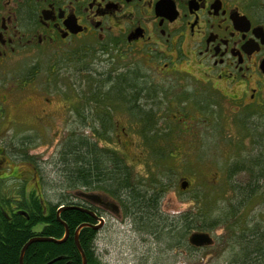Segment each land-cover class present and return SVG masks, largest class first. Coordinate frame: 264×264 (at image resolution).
<instances>
[{"label": "flooded vegetation", "instance_id": "flooded-vegetation-1", "mask_svg": "<svg viewBox=\"0 0 264 264\" xmlns=\"http://www.w3.org/2000/svg\"><path fill=\"white\" fill-rule=\"evenodd\" d=\"M81 38L100 43L110 65H113L116 57L128 62L125 69L114 67L116 75L103 77L111 82L125 83L127 78L140 81L139 87L131 89L139 93L146 91L152 96L153 106L144 108L153 110L154 115L162 114V110L166 109L163 108L164 102L165 105L167 103L166 111L198 116L204 105L206 113L218 115L217 109H222L221 102L226 99V107L235 105V109L231 110L237 117L235 127L242 128L249 137V129L245 127L249 114L264 113V0H0V79L8 71L15 56L27 52L34 55L39 52L49 56L52 54L55 56L52 68L59 64L61 55H64L62 60L68 61H73L76 54L86 59L81 51H93L94 45H83L77 50L75 46H69L75 39ZM66 46V50L62 48ZM44 48L50 51L46 53ZM58 53L63 54L57 56ZM138 58L146 65L143 66ZM34 62L30 66L32 72H28L26 78L15 80L18 82L14 83V87L18 85L12 91H20L25 87L35 91L38 89L40 68L37 61ZM143 68L151 69L152 73L142 75ZM204 89L212 92V100L203 101ZM109 90L101 95L104 100L103 104L99 103V108L90 96L85 101L95 103L97 111L103 112L101 114L112 115L115 129L116 125L121 126L124 134L131 130L121 125L119 115L122 112L130 113L133 130L140 128L142 123L139 124L136 108L139 102H133L128 97H133V94L129 92L125 98ZM155 100L162 103L154 104ZM180 100H184L182 104ZM3 101L0 98L1 120L5 115ZM205 118L211 122L218 120L217 116ZM22 123L11 127L20 132L32 125ZM214 124L216 131L226 129L220 127L219 123ZM34 127L39 135L38 126ZM27 138L24 136L13 141L17 152H12L10 141L5 140L8 146L5 141H0L2 194L9 193L10 188L20 193L24 191L27 195L31 192L38 194L37 191L42 188L41 167L36 159L38 155L32 151L36 145L28 142ZM216 138L226 147L224 158L229 163L231 149L234 150L236 146L237 151H240L241 144L228 139L225 132ZM15 162H25L29 166L26 176L17 174L11 164ZM218 165L216 161L215 168ZM245 165L234 161L231 168H227L228 176L243 171L248 178L246 181H237L232 196L226 194L223 197L226 202L217 201L211 209L217 221L216 226L230 228L231 233L249 241L263 233L260 229L246 228V207L257 192L264 189L261 182L264 173L253 177ZM217 170L218 167L215 172ZM29 181H33L32 186H28ZM189 187L190 183L182 189ZM83 192L85 195H82ZM91 193H98L101 200L90 198L88 195ZM77 195L81 197L78 204L95 212L96 215L89 214L93 221L88 222L98 225L97 229L91 227L97 233L105 226L106 212L119 213L122 210L114 196L91 186L79 190ZM229 199H233L231 203ZM110 202L118 205V212L114 211ZM13 206L18 207L15 203ZM202 221L200 216L198 223L202 224ZM214 228L201 227L194 231L214 235ZM213 235L210 244L199 247L214 244Z\"/></svg>", "mask_w": 264, "mask_h": 264}, {"label": "rangeland", "instance_id": "rangeland-1", "mask_svg": "<svg viewBox=\"0 0 264 264\" xmlns=\"http://www.w3.org/2000/svg\"><path fill=\"white\" fill-rule=\"evenodd\" d=\"M83 38L75 39L69 46H75V50H77V47L83 45L84 47L94 45L93 51H81L86 59L76 54L73 61L62 60L64 55L61 54L63 53H58L57 56L61 55L58 58L59 64L52 68V61H55V56L52 54L49 56L39 52L34 55L27 52L16 55L11 61L8 71L3 73L0 79V98L4 100L2 108L5 113L2 120L0 119V141H10L9 146H11L12 152H17V148L13 147V141L24 136H28V142L36 145L35 150L32 151H36L38 155L36 159H38V166L40 165L42 173V188L37 191L38 194H43L45 200L53 203L67 200L69 195L72 197L71 201L74 202H78L81 198L77 193L83 188H71L66 182L62 156L68 137H73L75 132H82L93 141L97 140L101 149L112 147L118 150L131 170V181L134 187L141 192L151 194L150 191H154L155 188L153 189V185L150 184L151 179L159 178L166 181L167 191L161 199L160 208V214L164 218L158 222L156 230L150 231L149 226L145 228L146 226L137 220L138 215L136 217L125 216L122 210L119 213L108 211L104 214L106 223L98 231L95 245L97 254L105 264L249 263V256L252 253V255L256 254L253 245L260 242L264 250V239L252 237L253 244H251L241 235L231 233L232 229L215 226V233L211 234L214 244L204 247L191 245L194 247L191 248L183 241L178 242L176 237L174 238V234H168V230L173 231L171 225L174 217L178 218L180 213L197 208L196 201L192 198L194 195L200 193L202 198L204 194L209 193L213 205L217 201L218 203L226 202L223 201L226 194L232 196L235 187H237L236 182L246 181L248 178V175L243 171L228 176L227 168L234 161L241 164L249 163L259 155L261 161L252 167L255 171L264 168V113L249 114V119L247 118L245 123L246 130L249 129L250 132L248 137L242 128L235 127L234 121L237 117L231 113V110L235 109V105L226 107V99L221 102L222 109L219 111L217 109L218 115L210 114L211 119L213 116L218 117V120L213 119L217 124L219 123L220 127L226 128L219 131H216L214 127L215 122L207 120L203 112H198V116H193L190 113L191 116L175 113L176 111H166L167 103L165 105L164 102L163 108L166 109L162 110V114L157 112L155 121H157L158 128L166 129L170 132L167 136H170L167 137L168 141L166 139L154 140L153 145H157L159 142L163 143L164 154L159 157L152 151L153 148L145 142L144 137H141L140 132L133 130L134 125L131 123L130 113L122 112L119 115L121 125L131 130L128 131V134H124L120 129L121 126L116 125L118 131L115 132V127L114 131H110L111 139L107 138L106 140L93 136L91 126L96 123L101 129V120L98 114L103 112L97 111L95 103L85 101V98H89V96L94 97L91 95L93 88L91 82L97 81L95 85H101L105 92L112 85L108 84V79L103 76L116 75L114 67L125 69L128 62L116 57L113 59V65H110L111 63L106 61L109 60L108 57H104L99 46L100 43L89 42ZM62 48L66 50L67 46ZM43 50L46 53L50 51L45 48ZM34 61H37V66L40 68L37 80L38 89L35 91L25 87L20 91H12L18 85L16 84L14 87V83L28 77L32 72L30 66L35 63ZM139 61L144 64L143 66L146 65L141 59ZM110 71L112 74H109ZM148 72L152 73V70L142 69V75H147ZM15 80L18 81L14 82ZM140 84V81L130 78H127L125 82V86L130 88L139 87ZM207 92L208 90H203V101L212 100V92H208L210 94ZM139 95L137 100L143 106H153L152 96L148 92L141 91ZM98 96L101 98L100 95ZM135 101L136 99L133 100V102ZM183 101L180 100L179 103L182 104ZM229 101L230 99H228V104ZM158 103L162 102L154 101V104ZM96 118L98 122L95 121ZM112 120L115 124L114 117ZM22 122L32 125L27 130L20 132L12 129V125L23 124ZM5 125L7 126L5 127ZM34 126H38L40 135L38 139V131ZM222 132L227 134L228 139H234L237 144H241L240 151H237L236 146H234V150L231 149L229 163L224 158L226 147L216 141V137ZM104 157L105 155H102L101 159ZM216 161L219 164L217 172H215ZM11 164L19 176L27 175L26 171L29 166L25 162ZM256 175L254 174L253 177ZM184 179L190 182V187L186 190L181 187V181ZM16 182L19 185L18 181ZM261 182H263L264 188V177H261ZM32 185L33 181H29L28 186ZM10 189L9 194L17 197L19 192L15 188ZM62 194L64 195L62 196ZM232 200L228 201L231 203ZM248 203L246 228L260 229L264 234V189L257 192ZM192 231L185 237L186 239L183 238L184 242L190 244L189 236ZM247 251H249L248 254H244ZM262 262L261 260L257 263L262 264Z\"/></svg>", "mask_w": 264, "mask_h": 264}, {"label": "trees", "instance_id": "trees-1", "mask_svg": "<svg viewBox=\"0 0 264 264\" xmlns=\"http://www.w3.org/2000/svg\"><path fill=\"white\" fill-rule=\"evenodd\" d=\"M96 83L97 81L91 82L93 85L91 95L94 96L91 98L97 103L99 108V103L103 104L104 99H102L101 95L105 93L102 92L105 89L99 84L95 85ZM109 83L113 87L111 90L107 89L109 92L119 94L125 98L131 92L133 97L131 95L128 96L131 101L135 99L138 101L139 91L125 86L123 82L108 81ZM136 108L139 114L137 119L142 123L140 129L137 130L140 132L141 137H144L145 142L153 148L152 151L159 157L164 154L163 143L159 142L157 145H153L154 140L166 139L168 141L167 137L170 135L167 136V134L170 132L166 129L160 130L158 128L153 110L144 108L140 102ZM201 110L206 113L204 105ZM98 115L103 126L100 129L96 123L92 126L90 125L93 136L106 140L107 138L111 139L110 131H114L115 127L112 115ZM204 115L210 118V114L206 113ZM95 121H98V119L96 118ZM103 150V148L99 147L97 140L93 141L82 132H75L73 137H68L62 156L66 182L71 188L82 187L85 189L87 186H91L114 196L119 201L125 216L136 217L138 215L137 220L145 225V228L149 226L150 231L156 230L159 225L158 222L164 218L160 214V208L161 199L167 191L166 181L159 178L151 179L150 184L153 185V189L155 188L154 191H150L151 194L141 192V190L134 187L131 181V170L118 150L112 147ZM102 155H105L103 159H101ZM260 157L258 155V158L251 160L245 165L252 176L264 173V168L255 171L252 167V165L256 166L259 164L261 161ZM261 177H264V175ZM248 191V188H246V192ZM200 195L198 193L192 197L196 201L197 208L180 213L178 218L174 217L171 225L173 231L168 230V234H174V238L176 237L178 242L183 241L189 247H191V244L184 242V239H186L185 237L190 231L199 230L201 227L213 228L217 224L215 216L212 215L210 194L206 193L202 198ZM69 196L67 200L53 203L45 200L43 194L40 195L35 192L27 195L24 191H21V193L19 191L17 197L9 193L2 194L0 192V264H20L21 250L28 240L34 236L62 238L65 234V225L57 218V210L62 204H78L73 200L71 201L72 197L71 195ZM14 203L19 208L13 206ZM60 216L69 226L70 233L68 238L62 242L37 240L29 243L24 252V264H83V256L75 243L74 234L78 225L93 220L88 213L76 208L62 210ZM200 216L203 219L202 224L198 223ZM165 219L167 218L165 217ZM262 234H257L255 237L263 240L264 234ZM96 235V230L85 226L80 230L79 241L85 252L88 264H105L96 251ZM251 240L248 243L253 244V240ZM253 249L256 254L252 255V253V257L251 255L249 256V263L247 264H258L257 262L261 260L263 261L262 264H264L262 244L257 242V244L253 245ZM256 259L257 262L253 261Z\"/></svg>", "mask_w": 264, "mask_h": 264}, {"label": "water", "instance_id": "water-1", "mask_svg": "<svg viewBox=\"0 0 264 264\" xmlns=\"http://www.w3.org/2000/svg\"><path fill=\"white\" fill-rule=\"evenodd\" d=\"M74 32H78V31H74ZM188 185H189V181L187 179H184L181 181V187L182 188H186ZM82 195H85V193L83 192ZM88 196L90 198L95 199L96 201L101 200L98 193H91ZM110 204H112L114 211L118 212V209H119L118 205L115 202H110ZM68 208H76V209L85 211L88 214L96 215L94 211H92V210L88 209L87 207H84L80 204H62L61 206H59V208L57 210V218L65 225L64 236L60 239H57L55 237H46V236H34V237H32L31 239L28 240V242L24 245V247L21 250L20 264H24V262H23L24 261L23 260L24 252H25V249L29 243H31L33 241H37V240H55L57 242H62L68 238L69 233H70L69 226L64 220H62V218L60 216V212L62 210L68 209ZM85 226H89V227H92L95 229L99 228L98 225H94V224L89 223V222H83L80 225H78V227L75 230V234H74L75 243H76L79 251L81 252V254L83 256V264H87V258H86L85 252H84V250L80 244V241H79V233H80V230ZM189 240L194 245H203V244H210L212 242V237L207 232L194 231L190 234ZM45 264H48V263H45ZM66 264H68V263H66Z\"/></svg>", "mask_w": 264, "mask_h": 264}, {"label": "bare ground", "instance_id": "bare-ground-1", "mask_svg": "<svg viewBox=\"0 0 264 264\" xmlns=\"http://www.w3.org/2000/svg\"><path fill=\"white\" fill-rule=\"evenodd\" d=\"M88 264V263H87Z\"/></svg>", "mask_w": 264, "mask_h": 264}]
</instances>
